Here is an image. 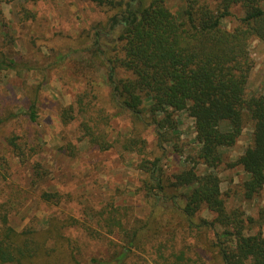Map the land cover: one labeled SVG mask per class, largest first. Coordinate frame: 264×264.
Segmentation results:
<instances>
[{
  "label": "trees",
  "instance_id": "16d2710c",
  "mask_svg": "<svg viewBox=\"0 0 264 264\" xmlns=\"http://www.w3.org/2000/svg\"><path fill=\"white\" fill-rule=\"evenodd\" d=\"M15 1L39 0H0V13L2 4ZM82 1L110 12L91 43L77 48L88 51L104 67L119 112L130 116L135 126L136 133L120 145L140 157L137 167L145 176L137 191L147 213L133 217L130 205L110 200L99 207L85 206L82 218L52 215L44 225L29 222L16 230L3 209L0 264H264L261 229L250 233L253 221L227 210L218 176L189 169L171 179L163 173L159 157H147L145 141L138 133V125H156L161 146L168 140L162 129H174L172 116L185 112L194 123L198 160L215 168L223 160L222 150L233 146L250 122L251 143L231 166H240L249 175L243 185L246 198L264 187V93L247 89L253 68L249 41L264 42V0H214L213 7L206 1L183 0L176 12L164 0ZM235 6L243 14L233 29H226L221 21L232 15ZM23 10L24 18L33 17L31 11ZM104 32L113 36L107 47L100 44ZM68 55L58 57L62 62ZM15 66L13 60H0V68ZM36 97L35 93L29 101L31 120L36 119ZM87 98L82 93L74 106L62 109L61 121L69 122L77 108L84 116L80 138L108 150L113 145L100 120L87 117ZM15 117L13 113L0 117V130ZM21 138L11 133L6 142L23 163L33 147L28 148ZM33 174L34 182L45 175L39 162L33 165ZM65 196L69 194H40L43 202L54 205ZM203 209L213 217L200 215ZM70 228L102 243L106 255H86L77 237L66 234Z\"/></svg>",
  "mask_w": 264,
  "mask_h": 264
},
{
  "label": "rangeland",
  "instance_id": "374dc122",
  "mask_svg": "<svg viewBox=\"0 0 264 264\" xmlns=\"http://www.w3.org/2000/svg\"><path fill=\"white\" fill-rule=\"evenodd\" d=\"M200 1L215 5L214 0ZM164 2L172 12L183 6V0ZM25 8L33 17L24 18ZM1 10L0 60H13L16 66L0 68V117L7 113L16 117L0 130V215L7 209L9 224L20 230L29 222L44 225L52 215L82 218L85 206L99 207L114 200L130 205L133 217L143 218L147 208L137 191L145 176L137 167L140 157L135 150L126 151L120 145L136 133L135 126L130 116L119 112L104 67L95 63L88 51L77 48L91 43L94 32L105 27L110 12L82 0H39L29 4L15 1L2 4ZM231 12L221 21L226 29H233L243 14L239 6ZM112 37L101 33L100 44L107 47ZM65 52H69L68 58L61 62L58 56ZM249 52L253 68L247 89L250 93H264V42L250 39ZM35 93L36 119L31 120L27 111ZM82 93H87L90 102L87 117L99 119V126L112 142L108 150L102 151L80 138L79 124L84 116L78 114L77 108L69 122L61 121L62 109L74 106ZM172 120L175 128L162 129L168 140L161 146L156 125H138L147 157H159L163 173L171 179L189 169L199 175L216 174L227 210H236L243 218L251 219L250 233L261 229L264 236V187L246 198L243 185L249 175L240 166H231L251 143V123L245 125L233 146L222 150V162L208 168L196 156L193 120L185 112L173 115ZM11 133L21 136L28 148L33 147L23 163L6 142ZM37 162L45 175L34 182L33 165ZM43 191L69 196L54 205L41 200ZM8 200L13 202L6 205ZM200 215L213 217L205 209ZM66 234L77 237L86 255H106L102 243L87 239L80 230L70 228Z\"/></svg>",
  "mask_w": 264,
  "mask_h": 264
}]
</instances>
